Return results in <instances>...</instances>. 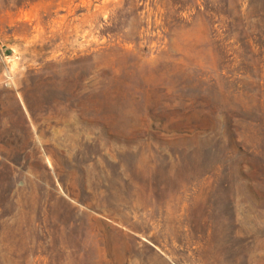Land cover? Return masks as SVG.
Returning a JSON list of instances; mask_svg holds the SVG:
<instances>
[{"label": "rangeland", "instance_id": "rangeland-1", "mask_svg": "<svg viewBox=\"0 0 264 264\" xmlns=\"http://www.w3.org/2000/svg\"><path fill=\"white\" fill-rule=\"evenodd\" d=\"M0 264H264V0H0Z\"/></svg>", "mask_w": 264, "mask_h": 264}]
</instances>
